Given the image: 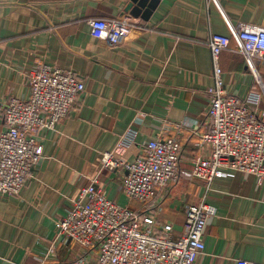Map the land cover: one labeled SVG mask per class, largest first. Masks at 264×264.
<instances>
[{
  "label": "crops",
  "instance_id": "0c3cea01",
  "mask_svg": "<svg viewBox=\"0 0 264 264\" xmlns=\"http://www.w3.org/2000/svg\"><path fill=\"white\" fill-rule=\"evenodd\" d=\"M161 0L148 20L121 44L109 46L94 19L119 17L131 0H0V131L9 97L30 95V69L38 62L71 70L84 81L75 107L55 129L41 131L43 158L17 196L0 193V264H61L75 254L53 248L56 220L90 179L99 175L108 198L128 204L121 185L125 168L101 169L104 152L133 161L156 137L176 135L183 174L163 191L161 207L132 202L172 223L178 236L189 204L206 195L216 214L195 264H264V179L252 173L217 176L210 185L191 174L199 144L210 131L207 118L214 84L209 36L230 35L228 20L264 26V0ZM233 38L220 55L224 89L246 99L256 80ZM264 82V62L260 66ZM258 107L264 110V96ZM183 125H180V123ZM137 132L121 146L128 129Z\"/></svg>",
  "mask_w": 264,
  "mask_h": 264
},
{
  "label": "built area",
  "instance_id": "2783aa9c",
  "mask_svg": "<svg viewBox=\"0 0 264 264\" xmlns=\"http://www.w3.org/2000/svg\"><path fill=\"white\" fill-rule=\"evenodd\" d=\"M135 21L130 13H125L89 23L101 31L109 46L115 47L130 36L138 24ZM228 24L230 35L209 36L214 80L207 90L210 131L199 144L208 143L210 152L207 158L196 156L191 169L192 176L207 185L217 176L235 172L264 179V110L258 107L260 96H264L260 73L264 62V26L235 24L230 20ZM233 38L257 84L246 99L223 87L220 55L230 48ZM28 85L27 99L9 97L1 109L6 128L0 131V193L10 196L20 194L33 168L44 157L39 141L41 131L55 129L85 90L84 81L76 73L44 61L30 69ZM136 135L135 129H128L119 145L130 146ZM181 153L182 144L176 135L151 139L133 161L104 152L100 170H127L121 191L129 202L121 205L108 198L99 175L81 187L56 220L53 248L62 246L67 253H75L71 260L61 264H195L205 248L209 220L216 214L206 195L187 206L178 236L174 235L172 223L160 222L156 213H141L131 206L132 202H139L143 207L154 205L160 210L163 191L183 174ZM237 264L263 263L238 260Z\"/></svg>",
  "mask_w": 264,
  "mask_h": 264
},
{
  "label": "water",
  "instance_id": "95a60500",
  "mask_svg": "<svg viewBox=\"0 0 264 264\" xmlns=\"http://www.w3.org/2000/svg\"><path fill=\"white\" fill-rule=\"evenodd\" d=\"M161 0H131L127 9L120 15L130 13L132 16L148 20L158 7Z\"/></svg>",
  "mask_w": 264,
  "mask_h": 264
},
{
  "label": "rangeland",
  "instance_id": "374dc122",
  "mask_svg": "<svg viewBox=\"0 0 264 264\" xmlns=\"http://www.w3.org/2000/svg\"><path fill=\"white\" fill-rule=\"evenodd\" d=\"M170 188H171V186H169V187L167 188V190L169 191V190H170ZM73 254H75V253H73Z\"/></svg>",
  "mask_w": 264,
  "mask_h": 264
},
{
  "label": "trees",
  "instance_id": "16d2710c",
  "mask_svg": "<svg viewBox=\"0 0 264 264\" xmlns=\"http://www.w3.org/2000/svg\"><path fill=\"white\" fill-rule=\"evenodd\" d=\"M132 208H133V209H137V207H135V206H133V205H132Z\"/></svg>",
  "mask_w": 264,
  "mask_h": 264
}]
</instances>
